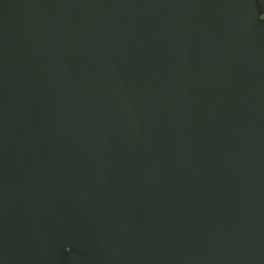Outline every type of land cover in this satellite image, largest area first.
<instances>
[{"label":"water","instance_id":"1","mask_svg":"<svg viewBox=\"0 0 264 264\" xmlns=\"http://www.w3.org/2000/svg\"><path fill=\"white\" fill-rule=\"evenodd\" d=\"M264 0H0V264H264Z\"/></svg>","mask_w":264,"mask_h":264},{"label":"snow or ice","instance_id":"2","mask_svg":"<svg viewBox=\"0 0 264 264\" xmlns=\"http://www.w3.org/2000/svg\"><path fill=\"white\" fill-rule=\"evenodd\" d=\"M259 18H260L261 20L264 19V18H261V17H259Z\"/></svg>","mask_w":264,"mask_h":264}]
</instances>
